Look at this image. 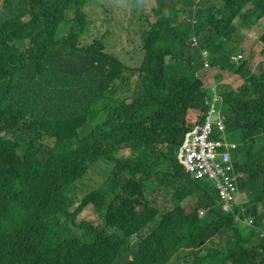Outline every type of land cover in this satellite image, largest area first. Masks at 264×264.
Masks as SVG:
<instances>
[{"label": "trees", "instance_id": "trees-1", "mask_svg": "<svg viewBox=\"0 0 264 264\" xmlns=\"http://www.w3.org/2000/svg\"><path fill=\"white\" fill-rule=\"evenodd\" d=\"M3 1L0 264H170L185 249H198L193 264H264V144L256 146L264 134V71L252 73L249 59L232 63L227 45L261 20L264 0H157L159 20L141 34L138 67L112 57L105 34H89L83 6L96 0ZM141 14L136 24L146 26L150 16ZM181 15L197 23H182ZM193 36L210 51L209 67ZM260 41L264 47L263 34ZM202 69L217 70V79H203ZM224 73L239 77L220 107L241 145L231 175L251 193L252 226L235 221L240 207L223 210L214 179L189 178L178 158ZM142 75L150 81L139 92ZM123 148L130 156H121ZM99 161L113 168L80 199ZM146 189L157 195L150 199ZM89 206L97 218L72 233L66 225L77 226Z\"/></svg>", "mask_w": 264, "mask_h": 264}, {"label": "rangeland", "instance_id": "rangeland-1", "mask_svg": "<svg viewBox=\"0 0 264 264\" xmlns=\"http://www.w3.org/2000/svg\"><path fill=\"white\" fill-rule=\"evenodd\" d=\"M198 1V0H197ZM198 1V4L203 5L205 0ZM158 5L157 0H136L134 3L130 4V1L127 0H114L108 4H97L93 2H87L83 6V11L88 15L90 20L89 34L98 33L99 36L104 35V40L107 45V51L112 57H119L124 60V63L131 67H138L141 64V59L144 55L143 50L140 45L142 44L141 34L143 31L154 28L159 19L156 20L154 14V9ZM222 5V4H221ZM171 6V3L167 4L166 10ZM7 7L3 0H0V12L2 9ZM141 13H144L150 16V21L146 23V19L143 18L145 25L139 26L136 22L139 21V17L142 16ZM68 19L72 16L71 14L66 15ZM131 18L133 23H131ZM180 22L188 23V15H181L179 17ZM239 22H234V25H238ZM63 24L59 27L60 31L58 33V37L64 35L66 28L62 27ZM252 28V27H251ZM250 30L239 28L232 38L227 41V45H230L231 53L239 52L241 58H239V64L242 62H246L249 59V68L250 71L254 74H259L262 69L264 71V47L260 42H258L261 34L264 35V16L261 20L255 24V27ZM93 41L92 37H86L83 44H90ZM207 52L210 57V51L206 48L203 49ZM168 63V60L167 62ZM200 74L203 79H208L212 81L214 77L215 80L218 77L219 72L217 70H200ZM225 74V73H224ZM143 79L140 85V90H144L149 86L150 78L149 76L142 75ZM226 78H234L239 79L238 76H234L232 73H226ZM234 83V82H233ZM233 83L230 81L216 82V91L213 90L219 96L218 105H222L224 98L223 95L226 92H230L233 88ZM132 98H128L127 102H131ZM102 103V100H100ZM99 105V102H97ZM106 113V111H105ZM257 147L264 144V135H259L256 138ZM80 140L77 138L70 139L71 144H77ZM131 151L128 148H123L121 151V156L128 157L130 156ZM109 163L104 161L97 162L94 167H92L87 175L86 182L83 183V189L80 191L79 198L81 199L83 195L89 191H94L98 186H102L106 180V176L109 174L110 169H112ZM203 180V179H200ZM78 182H81L78 181ZM77 182V183H78ZM147 197L152 199L157 194L156 192H151V190L146 189ZM92 193V192H91ZM238 199H241L244 203L248 201L246 197L243 195ZM264 201V198L258 199ZM226 210L228 208H225ZM207 210L202 209L199 212V217L203 216ZM251 212V205L247 207V213ZM98 213L93 211V207L89 206L85 209V211L78 215L77 219H75V223L77 226H72L71 224H67L66 227L70 229L72 233H76L81 235L83 233V227L80 226L81 222H91L97 218ZM85 226V224L83 225ZM58 232L61 233L62 229L59 228ZM198 249H185L179 250L175 252L173 260L170 264H193L195 259V252Z\"/></svg>", "mask_w": 264, "mask_h": 264}, {"label": "built area", "instance_id": "built-area-1", "mask_svg": "<svg viewBox=\"0 0 264 264\" xmlns=\"http://www.w3.org/2000/svg\"><path fill=\"white\" fill-rule=\"evenodd\" d=\"M202 54L205 66L209 67L207 52L203 51ZM239 58L241 55L234 53L231 62L238 63ZM219 100V96L213 93L205 121L185 133L178 158L195 177L214 179L219 190V202L224 203L236 191L230 161L231 152L237 144L226 137V117L218 105ZM225 207L228 208L227 205Z\"/></svg>", "mask_w": 264, "mask_h": 264}, {"label": "clouds", "instance_id": "clouds-1", "mask_svg": "<svg viewBox=\"0 0 264 264\" xmlns=\"http://www.w3.org/2000/svg\"><path fill=\"white\" fill-rule=\"evenodd\" d=\"M127 1H130V4H132V3H134L136 0H127ZM195 21V22H194ZM260 21V20H259ZM188 22H191L192 24H196L197 23V20H196V18H191V17H188ZM255 27V26H254ZM155 28V27H154ZM154 28H152V29H154ZM189 41H191L192 42V45H193V48H195L196 50H200V53L202 54V52L204 51L203 49L204 48H202L201 47V45H200V39H199V36L198 37H195V36H193L192 38H191V40H189ZM235 53H237V52H235ZM239 53V52H238ZM234 54V53H233ZM232 54V55H233ZM240 54V53H239ZM202 58H203V63H204V65H205V59H204V57H203V54H202ZM208 60H209V64H210V57L208 56ZM230 60H231V57H230ZM233 63V62H232ZM239 63V62H238ZM238 63H234V64H238ZM210 100H211V98H210ZM210 104H211V101H210ZM222 111V110H221ZM223 113H224V115H225V117H226V137H227V139L229 140V141H231V142H235L236 144H237V147L234 149V151H232L231 152V156H232V158H231V161H230V165H231V170H230V173H233V171H234V157L235 158H237V159H239V157L237 156V152L238 151H240V146L241 145H239V143L236 141V140H232L231 138H230V136H229V133H228V124H227V120H228V118H227V115H226V113L224 112V111H222ZM207 113V112H206ZM205 118H206V114H205ZM205 121V120H204ZM202 124V123H201ZM198 125H200V124H197L196 126H198ZM195 126V127H196ZM195 127H193L191 130H188V131H192ZM187 131V132H188ZM185 135V134H184ZM262 135H264V134H262ZM258 137V136H257ZM256 137V138H257ZM184 138V137H183ZM182 146V145H181ZM256 146H257V141H256ZM183 166H184V168H185V170H186V172H187V174H188V176H189V178H191V179H193V180H200V179H203V178H208V177H203V178H197V177H195V175H193L191 172H189L188 171V169H187V167L183 164V163H181ZM233 176L235 177V178H237L238 179V175L237 174H233ZM235 178H234V182H235V185H236V191H235V193L233 194V197L231 198V199H229L228 201H225L224 203H222V202H219V200H220V195H219V190H218V188H217V183H216V181H215V189H216V191H217V202L223 207V210L225 211V212H227V213H231V212H235V210L238 208V207H240L241 208V213H242V216L243 217H239V216H237L236 218H235V221L236 222H239V223H241L242 225H245V224H247V225H250V226H252L253 225V220H252V218L251 217H247V215H246V212H247V207L249 206V205H251L250 203H249V197H250V195H251V193H249L246 189H243L241 186L239 187V181H236L235 180ZM239 180V179H238ZM244 196V197H246L247 199H248V201L246 202V203H244L241 199H238L240 196ZM246 205V207L244 208L243 207V205ZM225 205H227L228 206V209L226 210L225 208ZM245 214V215H244ZM264 235V231L261 233V236H263Z\"/></svg>", "mask_w": 264, "mask_h": 264}, {"label": "crops", "instance_id": "crops-1", "mask_svg": "<svg viewBox=\"0 0 264 264\" xmlns=\"http://www.w3.org/2000/svg\"><path fill=\"white\" fill-rule=\"evenodd\" d=\"M235 79H236V78H234V80H233V79H231V78H225V81H230V83H233V82H235V83H236Z\"/></svg>", "mask_w": 264, "mask_h": 264}, {"label": "bare ground", "instance_id": "bare-ground-1", "mask_svg": "<svg viewBox=\"0 0 264 264\" xmlns=\"http://www.w3.org/2000/svg\"><path fill=\"white\" fill-rule=\"evenodd\" d=\"M238 161V160H237ZM246 180V179H245ZM246 182V181H245ZM215 188V187H214ZM107 226V225H106Z\"/></svg>", "mask_w": 264, "mask_h": 264}]
</instances>
